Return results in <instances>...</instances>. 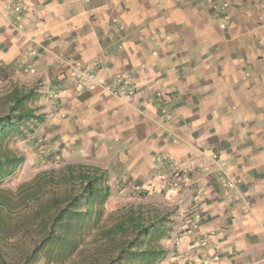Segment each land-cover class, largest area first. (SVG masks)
Here are the masks:
<instances>
[{"label":"crops","instance_id":"obj_1","mask_svg":"<svg viewBox=\"0 0 264 264\" xmlns=\"http://www.w3.org/2000/svg\"><path fill=\"white\" fill-rule=\"evenodd\" d=\"M183 1L0 0V94L48 96L133 187L164 186L171 171L156 160H174L179 214L148 213L177 219L187 261L264 264V0H226L221 28L210 5ZM75 64L107 89H86Z\"/></svg>","mask_w":264,"mask_h":264},{"label":"trees","instance_id":"obj_2","mask_svg":"<svg viewBox=\"0 0 264 264\" xmlns=\"http://www.w3.org/2000/svg\"><path fill=\"white\" fill-rule=\"evenodd\" d=\"M33 96L32 91H13L0 98V183L25 158L8 148L9 140L42 120L28 106ZM108 177L98 166L67 164L37 173L17 192L0 188V264H65L77 253L83 264H161L168 253L164 240L176 223L170 211L156 217L142 206L128 208L116 223L94 234L88 254L83 250L105 215L112 192Z\"/></svg>","mask_w":264,"mask_h":264},{"label":"rangeland","instance_id":"obj_3","mask_svg":"<svg viewBox=\"0 0 264 264\" xmlns=\"http://www.w3.org/2000/svg\"><path fill=\"white\" fill-rule=\"evenodd\" d=\"M201 2H203L204 5H210V13L208 14L210 23H217L220 28L222 26L227 27L230 11H228L229 5L226 3V0H185L181 2L180 5H194L198 7ZM246 4L247 5H240L239 7L246 8L250 11H254L255 8H257L256 11L259 12L258 6L248 2ZM211 9L216 15H213L214 13H212ZM262 9L264 11V5ZM232 11L237 13L240 10L234 9ZM214 16L218 18L216 21L213 19ZM169 32L171 34L173 32L172 29H170ZM262 63L264 65V55L262 56ZM251 66H253V64L251 65L250 63V67ZM2 87L3 86H0V88ZM0 92H2V89H0ZM2 96L3 95L0 94V98H2ZM50 101L48 96H44V94L40 93L39 95H34L33 99L28 103V106L34 111L42 113V120L35 126V129H30V131L27 129L25 135L15 134L9 140L8 148L23 154L25 158L23 164L17 171L0 183V188L17 192L18 187L22 183L30 181L37 173L52 168L60 169L67 164L85 163L104 167L103 169H106L109 176L107 183L111 186L112 192L105 205V215L98 227L92 230L86 244L82 246L83 250L87 251V254L89 252L88 250L91 249L90 239L93 238L94 234L116 223L121 213L128 208L136 210V208L142 206L144 211L152 213L153 211L156 212L155 210L162 211L164 208L166 209V207L171 206L174 208L176 214H179L177 207L178 202L176 201V203L173 204L176 198L175 195L170 193V191L178 190V187L173 188L170 186V182H167L164 186L163 184H158V181L154 184L152 180L148 186L143 184L142 187H133L130 183L131 179H127L126 176L128 175L125 171L120 170V168L117 169L115 165L105 164V161L99 159L97 155H91L89 151L85 149V144L81 143L82 141H76L75 138L72 137L71 131L67 128L68 124L66 118L61 121V114L66 113V111L60 106L53 109V111L48 110ZM0 111H2V109H0ZM22 129L21 131L24 133L23 131L26 129L25 126H23ZM156 167L158 171L163 172V170L166 169L172 173L167 163L163 167L159 163H156ZM19 211H21L20 207L17 209V213ZM179 239V236L172 238L170 235V237L164 240L168 253L161 264H200L193 260L187 261V259L178 252L177 246L180 242ZM73 257L72 260L65 264H83V255L77 253ZM39 264L46 263L40 262Z\"/></svg>","mask_w":264,"mask_h":264},{"label":"built area","instance_id":"obj_4","mask_svg":"<svg viewBox=\"0 0 264 264\" xmlns=\"http://www.w3.org/2000/svg\"><path fill=\"white\" fill-rule=\"evenodd\" d=\"M85 1H89V0H85ZM73 67H75L74 71L78 79L82 81L86 89L92 90L99 85L107 89L108 87L107 82L101 77H99L93 69L80 67L77 64L73 65ZM115 94L117 96H120L122 93H120L119 91H116ZM164 162L165 164L167 163L172 170V173H171L172 178L169 181L170 186H172L173 188H177V187L180 188L181 186L180 182L183 181L182 169L178 166V164H176L174 160H171L166 156H162L159 159H157V164L159 163L162 167L165 166ZM229 178L228 180L232 181Z\"/></svg>","mask_w":264,"mask_h":264}]
</instances>
